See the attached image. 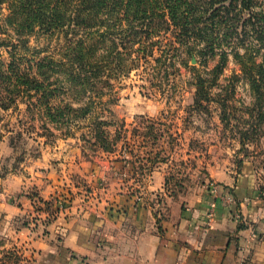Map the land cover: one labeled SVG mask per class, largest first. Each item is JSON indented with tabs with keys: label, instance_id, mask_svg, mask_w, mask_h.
<instances>
[{
	"label": "rangeland",
	"instance_id": "rangeland-1",
	"mask_svg": "<svg viewBox=\"0 0 264 264\" xmlns=\"http://www.w3.org/2000/svg\"><path fill=\"white\" fill-rule=\"evenodd\" d=\"M258 3L261 4L256 7L264 8V0ZM11 4L12 0H3L0 4V64L10 59L11 46L6 44L17 43L23 38L26 48L20 46L17 52L35 57L37 61H52L56 71H52L46 81L56 79L58 85L68 86V23L47 29L36 27L20 36L7 21L12 13ZM263 54L264 49L257 53V63L264 62ZM215 63L216 59L204 65L193 55L187 67L176 65L178 69L162 79L143 76L142 68L133 69L112 78L111 89L96 99L84 116L76 113L69 118L67 107L59 109V105L68 103V91L50 98L49 107L45 103L48 98L43 95H11L0 87L2 172L10 168L23 170L45 155L52 164L66 166L60 172L66 176L59 180L67 184L68 168L81 156L82 174L77 178L80 184L87 177L96 181L104 173L105 180L110 181L111 166L124 174L135 171L140 175L152 167H159L165 176L181 175L175 188L169 186L177 190L174 194L181 195L187 186L202 182L208 168L230 167L238 171L243 161H249L254 169L258 195L264 197V107L261 105L258 109L255 105L252 109L255 96L231 53L216 81L217 86L211 91V96L223 87L229 91L227 95L225 90L221 92L232 105L225 109L226 119H221L223 109L216 102L209 104L208 112L191 106L194 89L190 83L194 73L190 67L194 66L195 72L210 78L208 71ZM258 74L255 76L259 77ZM40 77L39 81L43 79ZM10 96L15 98L14 102L8 100ZM213 99L222 98L218 95ZM35 100L37 106L31 103ZM100 120L103 122L98 123ZM30 196L35 200V210L42 209L43 206L37 204L36 193L30 192ZM150 199L152 205L160 201L158 193ZM58 201L59 207H65L68 195ZM22 249L11 240L0 239V264H33L32 258Z\"/></svg>",
	"mask_w": 264,
	"mask_h": 264
},
{
	"label": "crops",
	"instance_id": "crops-1",
	"mask_svg": "<svg viewBox=\"0 0 264 264\" xmlns=\"http://www.w3.org/2000/svg\"><path fill=\"white\" fill-rule=\"evenodd\" d=\"M76 160L67 184L59 180L66 166L45 155L23 170L2 172L0 162V239L22 247L33 264H264V197L251 162L238 171L210 167L176 195L159 167L140 175L111 166L110 181L104 173L80 184L82 157Z\"/></svg>",
	"mask_w": 264,
	"mask_h": 264
},
{
	"label": "trees",
	"instance_id": "trees-1",
	"mask_svg": "<svg viewBox=\"0 0 264 264\" xmlns=\"http://www.w3.org/2000/svg\"><path fill=\"white\" fill-rule=\"evenodd\" d=\"M258 4V0H12L7 21L20 36L36 27L68 23V86L58 85L56 79L47 82L56 71L52 61L17 52L27 45L20 38L6 44L11 53L9 61L0 64V87L11 95H43L49 107L50 98L68 91V103L59 109L67 107L68 118L76 113L84 116L111 89L112 78L142 68L143 76L162 79L177 70L176 65L187 67L191 56L197 55L204 65L214 59L216 63L208 71L211 79L190 67L194 73L191 106L208 112L209 104L216 102L224 120L225 109L232 106L221 96L225 89L213 94L222 99H213L211 91L231 53L255 96L252 109L255 105L261 109L264 62L257 63L255 57L264 49V8ZM7 98L15 101L13 96ZM31 103L37 106L36 100ZM173 175L166 176V186L179 184L177 173ZM218 187L224 191L225 186Z\"/></svg>",
	"mask_w": 264,
	"mask_h": 264
},
{
	"label": "built area",
	"instance_id": "built-area-1",
	"mask_svg": "<svg viewBox=\"0 0 264 264\" xmlns=\"http://www.w3.org/2000/svg\"><path fill=\"white\" fill-rule=\"evenodd\" d=\"M210 186H211L212 190L217 191V185H214V184H211L210 183ZM234 217L236 219H239V214L238 213H235Z\"/></svg>",
	"mask_w": 264,
	"mask_h": 264
}]
</instances>
